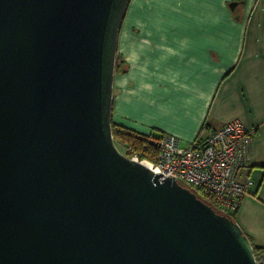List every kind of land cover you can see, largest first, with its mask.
Wrapping results in <instances>:
<instances>
[{"label": "water", "instance_id": "95a60500", "mask_svg": "<svg viewBox=\"0 0 264 264\" xmlns=\"http://www.w3.org/2000/svg\"><path fill=\"white\" fill-rule=\"evenodd\" d=\"M129 2L0 0V264H254L235 221L113 143Z\"/></svg>", "mask_w": 264, "mask_h": 264}, {"label": "crops", "instance_id": "0c3cea01", "mask_svg": "<svg viewBox=\"0 0 264 264\" xmlns=\"http://www.w3.org/2000/svg\"><path fill=\"white\" fill-rule=\"evenodd\" d=\"M116 55L127 70L113 78L115 126L187 145L233 121L254 131L234 221L263 250L264 0H130Z\"/></svg>", "mask_w": 264, "mask_h": 264}, {"label": "built area", "instance_id": "2783aa9c", "mask_svg": "<svg viewBox=\"0 0 264 264\" xmlns=\"http://www.w3.org/2000/svg\"><path fill=\"white\" fill-rule=\"evenodd\" d=\"M252 129H246L238 121L230 122L211 133L204 140L181 147L179 141L169 135H133L139 143L116 149L125 157L146 164L162 178L172 177L180 185L200 195L225 214L234 213L241 200L249 194L252 180H238L241 169L250 165ZM132 136V135H131ZM149 152V158L142 157ZM254 264H264V249L254 252Z\"/></svg>", "mask_w": 264, "mask_h": 264}, {"label": "trees", "instance_id": "16d2710c", "mask_svg": "<svg viewBox=\"0 0 264 264\" xmlns=\"http://www.w3.org/2000/svg\"><path fill=\"white\" fill-rule=\"evenodd\" d=\"M126 70H127V66L121 61L119 55H116L115 56L114 74H116V75L124 74L126 72ZM120 129L126 131V129L119 128L111 122V130L113 133V139L115 140V144H117V146H119V147L132 146L134 148H138L139 143L137 142V140L135 138L130 139L131 137L128 135H121ZM129 132H131V131H129ZM142 136H146V135H142ZM118 137H120V139H123V143L119 142ZM132 137H133V135H132ZM115 138H117V139H115ZM129 140L131 142L127 143V141H129ZM142 157H144V158L148 157L149 158V152L148 151L143 152ZM196 196H197V198L202 200L204 203L211 206L217 213L227 215V217H229L230 219H232L234 221V213L235 212L229 214V216H228V214H225V213L221 212L220 210L216 209L210 202L205 201L200 195H196ZM253 251H254V249H253Z\"/></svg>", "mask_w": 264, "mask_h": 264}, {"label": "rangeland", "instance_id": "374dc122", "mask_svg": "<svg viewBox=\"0 0 264 264\" xmlns=\"http://www.w3.org/2000/svg\"><path fill=\"white\" fill-rule=\"evenodd\" d=\"M122 129H125V128H122ZM121 130V129H120ZM126 131H127V129H126ZM125 130H121L120 132H121V135H128V136H130L131 138L130 139H132V138H134V136L132 137L131 135H138V134H135V133H133V132H129V130L126 132ZM115 139H117V138H115ZM118 140H119V142H122L123 143V139H120V137H118ZM131 141L129 140V141H127V143H130ZM180 146L181 147H184V146H187V144H184V143H180ZM228 216H229V214H228Z\"/></svg>", "mask_w": 264, "mask_h": 264}, {"label": "bare ground", "instance_id": "6f19581e", "mask_svg": "<svg viewBox=\"0 0 264 264\" xmlns=\"http://www.w3.org/2000/svg\"><path fill=\"white\" fill-rule=\"evenodd\" d=\"M143 165H145L147 168H149L146 164L143 163Z\"/></svg>", "mask_w": 264, "mask_h": 264}]
</instances>
